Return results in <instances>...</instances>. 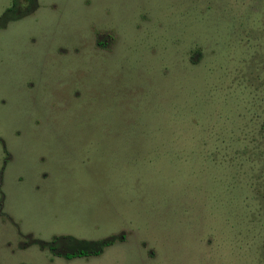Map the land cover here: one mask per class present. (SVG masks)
<instances>
[{
    "label": "rangeland",
    "instance_id": "obj_1",
    "mask_svg": "<svg viewBox=\"0 0 264 264\" xmlns=\"http://www.w3.org/2000/svg\"><path fill=\"white\" fill-rule=\"evenodd\" d=\"M0 264H264V0H39L1 27Z\"/></svg>",
    "mask_w": 264,
    "mask_h": 264
},
{
    "label": "trees",
    "instance_id": "obj_2",
    "mask_svg": "<svg viewBox=\"0 0 264 264\" xmlns=\"http://www.w3.org/2000/svg\"><path fill=\"white\" fill-rule=\"evenodd\" d=\"M39 9V0H13L12 6L0 17V28L7 27L12 22L20 21ZM43 250L54 256L66 257L72 260L77 257H97L114 245V239L97 243L80 242L73 237H55L50 242H38Z\"/></svg>",
    "mask_w": 264,
    "mask_h": 264
}]
</instances>
